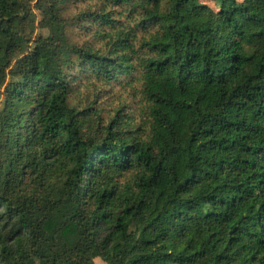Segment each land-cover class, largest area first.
Segmentation results:
<instances>
[{"label":"trees","instance_id":"1","mask_svg":"<svg viewBox=\"0 0 264 264\" xmlns=\"http://www.w3.org/2000/svg\"><path fill=\"white\" fill-rule=\"evenodd\" d=\"M215 2L0 0V264H264V0Z\"/></svg>","mask_w":264,"mask_h":264},{"label":"rangeland","instance_id":"2","mask_svg":"<svg viewBox=\"0 0 264 264\" xmlns=\"http://www.w3.org/2000/svg\"><path fill=\"white\" fill-rule=\"evenodd\" d=\"M200 1L208 4L213 9L217 8L215 0ZM47 32L48 31L45 28H42L40 26L38 18L35 19L34 29H26L24 31V37L27 39L33 38L39 34L46 35ZM75 35L81 36V31L77 29L75 31ZM29 44L30 43H28L27 45V43L23 42L22 47L26 49ZM97 90L98 89L94 90V88L90 87L89 84H87L86 86L85 81H83V83L78 86V90L75 92V94H73L72 100H74L75 102L78 101L82 106L91 105V103H93L94 101L92 106L94 108H98L106 117L112 112L113 108H116L120 105H125L126 107L124 108L126 110L132 109L136 111V120L137 122L141 121L139 96L136 97L135 92L129 89V86L126 85V83H114L111 86H104L100 88V91ZM94 264H105V262L102 259L98 258V261L94 262Z\"/></svg>","mask_w":264,"mask_h":264},{"label":"crops","instance_id":"3","mask_svg":"<svg viewBox=\"0 0 264 264\" xmlns=\"http://www.w3.org/2000/svg\"><path fill=\"white\" fill-rule=\"evenodd\" d=\"M98 258H100V257H96V258H94V260H93V264H94V262H97L98 261ZM101 259V258H100Z\"/></svg>","mask_w":264,"mask_h":264}]
</instances>
